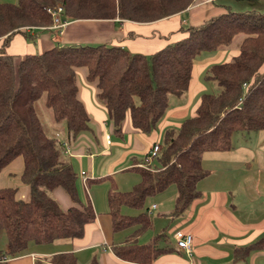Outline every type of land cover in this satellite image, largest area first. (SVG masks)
I'll use <instances>...</instances> for the list:
<instances>
[{"label": "trees", "instance_id": "1", "mask_svg": "<svg viewBox=\"0 0 264 264\" xmlns=\"http://www.w3.org/2000/svg\"><path fill=\"white\" fill-rule=\"evenodd\" d=\"M59 2L63 18L69 21L151 23L186 10L195 0L0 3V39L7 43L25 29L48 28L52 19L47 10ZM185 33L150 55L107 44L56 46L21 57L0 51V177L21 160L19 183L27 190L21 197L18 188L0 186V231H4L8 245L6 252H0V264H7V258L18 256L30 243L79 239L85 225L95 219L90 201L82 204L78 199L77 174L64 146L90 129V118L77 97L75 68H84L86 81L96 85V100L105 108L115 133L120 132L128 113L132 127L148 134L164 115L168 97L187 92L195 58L239 38L238 55L230 62L212 65L206 72V81L215 82L219 91L203 94L194 117L183 121L178 129L166 130L152 166L131 169L139 175L138 183L122 192L109 176L90 181L110 183L106 199L112 233H127L122 243L112 245L116 258L152 264L169 252L158 246L161 235L148 243L138 242L152 230L146 208L136 215L122 214V209L142 210L147 197L174 185L176 197L170 216H180L200 197L197 184L208 175L201 165L202 155L230 150L235 134L264 130V15L226 13ZM42 97L57 127L53 137L36 112L35 105ZM60 135H65L66 141L58 138ZM7 176L11 179L15 174ZM56 188L64 190L73 203L65 211L48 194ZM49 264L77 261L72 253H62L51 256ZM89 264L98 263L94 259Z\"/></svg>", "mask_w": 264, "mask_h": 264}, {"label": "crops", "instance_id": "2", "mask_svg": "<svg viewBox=\"0 0 264 264\" xmlns=\"http://www.w3.org/2000/svg\"><path fill=\"white\" fill-rule=\"evenodd\" d=\"M15 2L16 0H0V3ZM245 12L264 15V0H195L186 10L151 23L117 19L74 20L68 22L60 35L57 34L56 40L52 38L53 33L48 31L25 29L23 33L28 36L27 38L23 33H16L7 43L4 42L5 38L0 39V51L6 55L21 57L39 54L56 46L107 44L125 48L134 54L150 55L166 44L183 38L188 28L199 27L204 22L226 13ZM240 40L234 39L227 47L214 52H202L195 58L187 92L180 97H168L164 115L156 128L148 134L132 127L128 113L122 122L120 132H113L105 108L96 100V85L86 81L84 68L76 69L77 97L83 104L96 133L92 141L86 134L89 129L73 139V142L67 141L65 144L69 145L70 149L68 147L65 149L68 150L71 165L77 174L78 199L82 204L90 201L95 219L85 225L83 236L79 239L54 241L44 245L30 243L18 256L7 258L6 263L49 264V258L53 255L72 253L77 264H89L94 259L98 264H134L116 258L112 253V245L122 243L127 233L120 236L117 235L121 232L112 233L106 199L110 183L90 181L109 176L117 189L114 176L126 168L131 170L143 163L151 147L162 142L166 130L178 129L183 121L188 119L187 116L194 117L200 98L205 94L200 95L204 83L207 82L205 72L212 65L227 63L236 57L239 53ZM204 53L214 55L199 60ZM252 133L259 139L253 147L249 146L250 142L246 141V136L251 138L256 136L246 134L240 136L243 140L236 139V146L231 144L228 151L206 152L202 155L201 165L208 171V175L197 184L200 197L192 201L180 216H170L174 202L154 215H151L153 210L149 211L151 207L145 206L147 214L151 215L152 230L142 235L138 242L143 243L141 240L146 238L148 243L152 237L161 235L157 241L158 246L169 249V252L160 255L152 264H264V240L256 244L258 240L264 238V170H257L255 179L246 177L245 174L250 171L249 162L259 160V151L264 154V146L260 141V137L264 139V130ZM112 135L116 137V142ZM107 136L110 145L106 144ZM61 140L66 141L65 135ZM219 164L224 165L220 166L222 170L214 178L210 177L209 167L214 165L219 168ZM21 170V160H16L0 177V186L10 184L8 173L15 174L19 182L18 174ZM82 172L86 178L85 182L80 176ZM97 193L105 200L106 207H102L101 211L96 205ZM19 194L25 197L26 188L23 186L19 188ZM61 199L66 209L72 206L69 196ZM153 205L155 204L151 206ZM155 206V209H158V206ZM152 216L156 217L152 219ZM158 228L168 229L167 233L172 240L177 232L191 235L193 237L191 253L187 255L183 251H178L175 240L171 243V238L157 234ZM3 235L5 233L2 234L0 231V252H6L8 248L7 238L6 242L1 241ZM160 241L165 244L162 245Z\"/></svg>", "mask_w": 264, "mask_h": 264}, {"label": "rangeland", "instance_id": "3", "mask_svg": "<svg viewBox=\"0 0 264 264\" xmlns=\"http://www.w3.org/2000/svg\"><path fill=\"white\" fill-rule=\"evenodd\" d=\"M58 5H61L62 4L59 2L55 5V7L53 9H55ZM52 10V9H50ZM50 27V26H49ZM40 30H43V31H48L50 33L54 32L55 35H52V38L54 40H56L55 38L57 37V33L56 31H53V30H49L47 28H41ZM60 35V34H58ZM2 39V38H1ZM3 52V51H1ZM205 55H201L199 60H203L204 58L208 57V56H212L214 55V53H211L210 55L208 53H204ZM208 54V55H207ZM78 69V68H75L74 71ZM80 69V68H79ZM83 69V68H82ZM205 75H206V72H205ZM76 77V76H75ZM219 91V86L215 83V82H205L204 83V89L201 90L200 92V95L202 93H205V94H216L217 92ZM198 95V96H200ZM35 108H36V112H37V115L39 116V118L41 119L42 123L44 124L45 126V129L47 131V134L50 135L51 137L54 136V128L56 129L57 127L55 125H53V122H52V119H51V115H50V112L44 107V98L42 97L40 100H38V102L36 103L35 105ZM188 118L190 116H187ZM89 126H90V131H88L86 134L87 136L92 140L94 141L93 137L95 135V128L92 124L89 123ZM114 132V131H113ZM251 134V136H256L255 134H253L252 132L249 133ZM82 135V134H81ZM245 136L246 134L244 133H239V134H235L232 138V145H235L236 146V139L237 140H243V138H240V136ZM248 136V135H247ZM246 136V141L247 142H250L249 146L253 147L255 142L259 141L258 137H247ZM63 137L62 135H60V138ZM79 137V136H78ZM115 136L112 135V139L115 141ZM74 140H70L69 142H73ZM260 141H262V146H264V139H261L260 137ZM113 142V143H114ZM111 143V142H110ZM107 144V143H106ZM159 145L162 144V142H158ZM107 145H110V144H107ZM68 148L70 149L69 145H68ZM264 150V149H263ZM258 157H259V160H252L250 161L249 163H251V168L249 169L250 171L245 173L246 174V177H250L252 179H255V173L257 172V170L259 171H263L264 170V154L259 151L258 153ZM141 164V163H140ZM220 166H224L223 164H219L218 167L219 168H216V166L214 165H211L209 167V170H210V177L212 176V178H214L217 173L219 171H221L222 169L220 168ZM154 168V167H153ZM212 174V175H211ZM19 175V174H18ZM114 179L117 181V189L119 191H127L129 190L133 185H135L136 183L139 182L140 180V177L137 173H134L132 172L131 170H127V168L122 171L121 173H118L116 176H114ZM135 180V181H134ZM5 186H7L6 184H4ZM8 186H11V187H16L18 188H21L22 185H20V183L18 182V180L15 178H11L10 179V184ZM103 188V187H102ZM49 196L56 201V203L58 204V206L62 209V210H65L66 209V206L63 204L62 202V199L61 197H64L67 196V194L62 190V189H54L53 191L49 192L48 193ZM176 188L174 185H170L164 192L162 193H159V194H156L154 196H150V197H147L146 200H145V205H144V208L142 210H132V209H129V208H123L122 209V214H125V215H136L138 214L139 212L141 211H144L145 210V206L147 207H151L152 204H155L158 206V209H154L153 210V214L151 215H154L156 214L157 212H160V211H163V209L166 208L167 205H171L172 202H174V198L176 197ZM96 205H97V209L99 211H101V208L103 207H106L105 206V200L102 198H100V195L99 193L96 194ZM70 205H73L72 201L70 200ZM106 209V208H105ZM156 216H152V219L155 218ZM169 227V226H168ZM161 229V228H160ZM160 229L158 228L159 231H157L158 233L157 234H162L164 235L165 238H168L169 239L171 238V236L167 233V230L168 229H165V230H162L160 231ZM2 234H4V232L2 231ZM121 234L125 235V232H121V233H118L117 236H120ZM168 235V236H167ZM193 238V237H192ZM1 241L4 243L6 242V237L5 235L2 236V239ZM172 241L174 242V240H172V238L170 239V242L172 243ZM141 242L143 243H147V240L146 238L142 239ZM161 242V241H160ZM7 243V242H6ZM161 244H165L164 242H161Z\"/></svg>", "mask_w": 264, "mask_h": 264}, {"label": "built area", "instance_id": "4", "mask_svg": "<svg viewBox=\"0 0 264 264\" xmlns=\"http://www.w3.org/2000/svg\"><path fill=\"white\" fill-rule=\"evenodd\" d=\"M47 12L50 14L51 19H52V24L47 29L56 31L57 34H61L63 29L66 27V25L69 22L68 19L63 18V16H62V12H63L62 6L58 5L55 9L47 10ZM52 33H53V35H55L54 32H52ZM106 143L110 144V139L108 136L106 137ZM64 146L67 149L68 146H66V144ZM66 149H65V152L68 153V150H66ZM160 151H161V145H159L158 143L154 144L151 147V149L149 150V152L147 153V155L145 156V158L143 159V163L138 164L137 167H140V168L149 167L152 164L156 155L159 154ZM80 176L82 177V180L85 182L86 178H85L83 172L80 174ZM155 208H156V206L153 205V206H151L149 211H152ZM174 240H175V245H176V248L178 251H183L187 255H189L191 253L192 245H193V238L191 235L181 234V233L177 232L174 235Z\"/></svg>", "mask_w": 264, "mask_h": 264}]
</instances>
